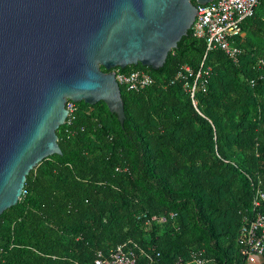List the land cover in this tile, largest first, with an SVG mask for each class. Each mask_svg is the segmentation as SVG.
Returning <instances> with one entry per match:
<instances>
[{
	"label": "trees",
	"instance_id": "trees-1",
	"mask_svg": "<svg viewBox=\"0 0 264 264\" xmlns=\"http://www.w3.org/2000/svg\"><path fill=\"white\" fill-rule=\"evenodd\" d=\"M242 30L237 61L207 52L210 76L193 98L176 74L198 69L206 43L189 29L162 67L119 68L154 78L138 90L120 85L122 124L101 100L75 102L56 130L61 154L31 169L0 214V264H95L117 244L137 264L192 252L202 264H247L240 229L264 214V201L252 205L264 191V0Z\"/></svg>",
	"mask_w": 264,
	"mask_h": 264
},
{
	"label": "water",
	"instance_id": "water-1",
	"mask_svg": "<svg viewBox=\"0 0 264 264\" xmlns=\"http://www.w3.org/2000/svg\"><path fill=\"white\" fill-rule=\"evenodd\" d=\"M211 1L0 0V214L18 202L31 169L61 154L67 100H101L122 124L112 69L162 67L197 4Z\"/></svg>",
	"mask_w": 264,
	"mask_h": 264
},
{
	"label": "built area",
	"instance_id": "built-area-1",
	"mask_svg": "<svg viewBox=\"0 0 264 264\" xmlns=\"http://www.w3.org/2000/svg\"><path fill=\"white\" fill-rule=\"evenodd\" d=\"M256 3L257 0H213L206 4H197V13L190 29L193 36L205 40V53L198 69L182 65L176 74L178 79L185 81L184 87L189 91L191 98L199 88L202 91L205 90L211 68L203 64L209 50L218 49L237 61L242 49L234 43V40L237 36L243 35L242 23L253 15ZM261 63L264 64L262 60ZM112 70L119 85L130 90H138L154 82L153 76L145 69L137 68L123 72L116 67ZM65 106L70 116L76 108L75 101L68 99ZM263 201L264 191L256 188L252 198L253 207L260 206ZM238 241L241 253L246 257V263L260 264L264 254L263 213L258 212L252 221L241 227ZM136 259V254L132 250H126L123 245L117 244L108 256L98 251L94 262L95 264H137ZM203 262L200 253L192 252L189 260L179 258L173 264H202ZM150 264L161 263L155 261Z\"/></svg>",
	"mask_w": 264,
	"mask_h": 264
}]
</instances>
